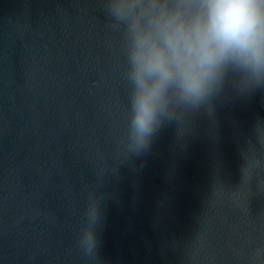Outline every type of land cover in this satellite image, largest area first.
<instances>
[{
    "label": "water",
    "instance_id": "95a60500",
    "mask_svg": "<svg viewBox=\"0 0 264 264\" xmlns=\"http://www.w3.org/2000/svg\"><path fill=\"white\" fill-rule=\"evenodd\" d=\"M125 70L104 0H0V264H249L264 246V84L229 73L135 154Z\"/></svg>",
    "mask_w": 264,
    "mask_h": 264
},
{
    "label": "clouds",
    "instance_id": "9594fccd",
    "mask_svg": "<svg viewBox=\"0 0 264 264\" xmlns=\"http://www.w3.org/2000/svg\"><path fill=\"white\" fill-rule=\"evenodd\" d=\"M120 34L130 85L128 149L146 151L162 123L198 109L229 73L264 84V0H104ZM81 243L95 250L98 204ZM249 264H264V246Z\"/></svg>",
    "mask_w": 264,
    "mask_h": 264
}]
</instances>
